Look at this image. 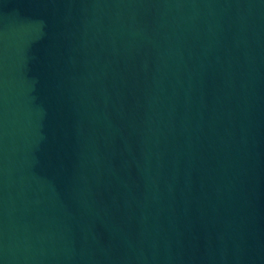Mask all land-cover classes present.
Returning a JSON list of instances; mask_svg holds the SVG:
<instances>
[{"label":"water","instance_id":"1","mask_svg":"<svg viewBox=\"0 0 264 264\" xmlns=\"http://www.w3.org/2000/svg\"><path fill=\"white\" fill-rule=\"evenodd\" d=\"M0 264H264V0H0Z\"/></svg>","mask_w":264,"mask_h":264}]
</instances>
